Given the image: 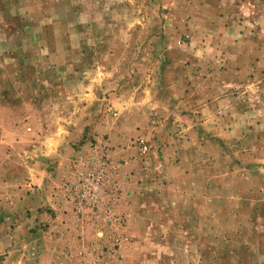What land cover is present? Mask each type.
I'll list each match as a JSON object with an SVG mask.
<instances>
[{
    "label": "rangeland",
    "instance_id": "rangeland-1",
    "mask_svg": "<svg viewBox=\"0 0 264 264\" xmlns=\"http://www.w3.org/2000/svg\"><path fill=\"white\" fill-rule=\"evenodd\" d=\"M52 145L69 216L15 230ZM51 261L264 264V0H0V264Z\"/></svg>",
    "mask_w": 264,
    "mask_h": 264
},
{
    "label": "crops",
    "instance_id": "crops-1",
    "mask_svg": "<svg viewBox=\"0 0 264 264\" xmlns=\"http://www.w3.org/2000/svg\"><path fill=\"white\" fill-rule=\"evenodd\" d=\"M67 38L68 41L63 54H74L76 52L74 50V44H70V42L74 43L76 37L75 35H69ZM72 67L73 69L69 66H67L66 69H62L59 66L52 68L51 73L55 76L54 80L57 87L59 85L62 86L64 83H67V81H73L74 78L76 79L75 76L71 77L72 74H76L75 65ZM96 74H98V72ZM90 85V83H86L85 86L83 85V90L86 88L85 90L87 91V88H89ZM84 94H86L87 98L88 96L92 98L90 94H87L86 92H84ZM61 151L62 150L57 149V147L53 145L49 147V149H35L33 156H36V159L30 162V164L28 162V165L25 166V178L18 184H14L9 178V186H23V188L20 189L21 192L18 193V202L21 204L18 203L20 210L18 217L22 220H16L17 227L15 230L25 229V227H28L32 223L39 226L38 223L44 221V219H51L50 222L52 223V221L59 222V220L69 216L68 214L64 215V212L62 211L65 206H63L58 199L53 198V194L61 188L60 181L63 178V175L67 173V168L70 162V159L68 158L73 156L70 152L71 149L70 151H67L68 154H65V157ZM24 152L26 154L25 157H27L31 154V149H25ZM34 186H37L38 189L32 190V187ZM12 194L11 191L10 193L6 191L4 201L13 200ZM14 201H16L15 197ZM31 204H37V207L31 210L28 208ZM6 210L7 212H11L10 209ZM48 211L51 213L48 214ZM3 212L6 214V217L13 219V217H11L9 213H6L5 210H3ZM29 212L30 215L28 214ZM29 217L32 220H29ZM55 228L60 229V225H56ZM49 230L53 231L54 225H51ZM47 250L48 249L43 246L37 248V252L40 253L41 258L45 259L44 261L48 263V260H51V258L47 256ZM52 259L54 260V258ZM51 264H53L52 261Z\"/></svg>",
    "mask_w": 264,
    "mask_h": 264
},
{
    "label": "built area",
    "instance_id": "built-area-1",
    "mask_svg": "<svg viewBox=\"0 0 264 264\" xmlns=\"http://www.w3.org/2000/svg\"><path fill=\"white\" fill-rule=\"evenodd\" d=\"M141 143H143V141H141ZM148 149H147V146L144 145V149H143V152H146ZM93 181V180H92Z\"/></svg>",
    "mask_w": 264,
    "mask_h": 264
}]
</instances>
